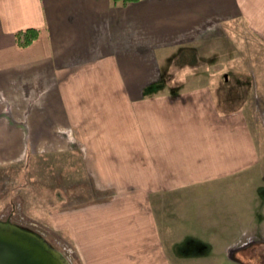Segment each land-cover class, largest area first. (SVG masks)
Instances as JSON below:
<instances>
[{
    "label": "crops",
    "instance_id": "0c3cea01",
    "mask_svg": "<svg viewBox=\"0 0 264 264\" xmlns=\"http://www.w3.org/2000/svg\"><path fill=\"white\" fill-rule=\"evenodd\" d=\"M241 24L245 71L224 46ZM261 46L264 0H0V165L64 159L104 191L57 209L80 264H177L204 244L177 242L178 190L258 163Z\"/></svg>",
    "mask_w": 264,
    "mask_h": 264
},
{
    "label": "rangeland",
    "instance_id": "374dc122",
    "mask_svg": "<svg viewBox=\"0 0 264 264\" xmlns=\"http://www.w3.org/2000/svg\"><path fill=\"white\" fill-rule=\"evenodd\" d=\"M236 33L235 42L233 36L226 35V61L239 53L240 69L245 71L249 68V31L241 24ZM263 47L258 51L262 58L257 61L261 69ZM253 114L260 148L256 166L240 175L178 190L173 199L175 204L168 207L170 225L180 234L177 242L186 243L192 235L199 238L189 239L191 242L204 243L201 248L194 244L182 248L178 256H184L185 260L178 258L177 264H264V94ZM63 161L55 157L30 158L1 164L0 219L36 231L69 264H80L70 232L62 231L67 220L63 222L64 215H58L57 209L64 205L71 208L90 197L98 199L104 191L81 188L84 181L88 182V174H72L69 167L60 166ZM62 185L70 189L63 190Z\"/></svg>",
    "mask_w": 264,
    "mask_h": 264
},
{
    "label": "water",
    "instance_id": "95a60500",
    "mask_svg": "<svg viewBox=\"0 0 264 264\" xmlns=\"http://www.w3.org/2000/svg\"><path fill=\"white\" fill-rule=\"evenodd\" d=\"M0 264H69L36 231L0 219Z\"/></svg>",
    "mask_w": 264,
    "mask_h": 264
},
{
    "label": "trees",
    "instance_id": "16d2710c",
    "mask_svg": "<svg viewBox=\"0 0 264 264\" xmlns=\"http://www.w3.org/2000/svg\"><path fill=\"white\" fill-rule=\"evenodd\" d=\"M122 1L127 2L133 0H122ZM39 32H40L39 28L36 27H29L17 31L16 40L18 45L22 47L30 45L38 37Z\"/></svg>",
    "mask_w": 264,
    "mask_h": 264
}]
</instances>
